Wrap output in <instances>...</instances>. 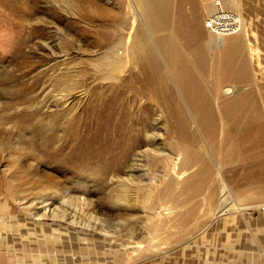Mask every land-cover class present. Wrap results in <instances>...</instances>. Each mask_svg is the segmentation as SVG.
Here are the masks:
<instances>
[{
	"label": "rangeland",
	"instance_id": "374dc122",
	"mask_svg": "<svg viewBox=\"0 0 264 264\" xmlns=\"http://www.w3.org/2000/svg\"><path fill=\"white\" fill-rule=\"evenodd\" d=\"M149 2L162 9V19H157L159 24L154 27L156 33L146 22L141 2L136 0H100L103 7L120 19L106 18L104 22L95 12L96 19L87 24L77 21L76 25L86 26L89 30L101 27L108 34L112 33L111 42L122 36L124 48L118 51L124 54L123 61L127 65L126 46L137 32L141 38L154 42L157 64L173 80L180 75L175 73V67L165 56L167 51L163 46L166 47L168 41L176 47L174 53L183 57L178 60L177 68L186 69L184 64L187 62L189 73L194 74L193 80L204 86L215 83L211 79L219 78L224 53L233 56L235 66H242L243 62L244 68L251 72L264 69V0H220V4L216 0ZM21 5L30 8L33 14L21 16L18 11ZM235 9L239 12L235 25L238 27L224 36L222 42L233 38V42L239 40L238 46L225 52L217 45L209 47L207 17L220 14L221 10L235 12ZM52 11L58 16L54 17ZM71 13L70 8L55 0H0V80L4 74H10L25 78L28 85L39 83L34 91L39 95L38 99L27 110L32 114L34 125L45 127L37 136L26 135L21 139L23 141L14 137L11 147H7L11 140L0 138V264H264V183L252 179L230 183L229 178L234 173L231 171L224 174L228 181L221 180L214 166L212 180L203 190L196 192L186 187L185 184L194 179L198 164L183 167L185 152L175 146V138L165 139L164 125L157 121L163 113L162 108L148 90L140 93L138 104L141 100L148 101V106L154 102V119L149 122L155 123L156 137L150 131L151 127L147 128L148 137H142L140 147L116 174L110 175L108 182L79 184L68 179L72 173L67 172L68 167L56 172V163L45 160L49 139L60 137L80 114L83 115L93 97L92 89L106 83L96 71L94 62H101L106 51L111 55L116 51L95 45L86 47L80 42L72 27ZM233 18L227 15L231 23ZM161 23L162 27L159 26ZM34 27L40 34L31 33ZM161 41L167 42L162 44ZM211 51L216 55L212 56ZM79 59L88 62V65H79L88 75L85 87H77L62 98L63 92L52 85L55 82L48 81L40 72L47 67L51 70L54 65L58 70H51L49 74H56L63 68L73 69L76 67L73 63ZM27 71L25 77L20 75ZM37 71L41 76L39 79L35 77ZM16 83L9 84L11 92L19 90L20 84ZM169 84L180 97L177 90L182 84L174 81ZM4 101L0 97V119L4 116L7 119L11 112L2 109ZM134 114L137 115V111ZM195 126L193 122L192 129ZM94 127L96 129L97 125ZM195 133L200 137L199 131ZM30 152L36 157L32 158ZM20 154L27 155V162L39 165L40 177L48 178L39 179L41 186L47 188L29 196L31 205L26 209L7 199L4 186L5 181L12 180L9 161ZM202 156L200 160L210 161L212 154L206 152ZM49 179H53L54 184ZM123 181L139 189L134 205L125 208L122 205L125 202H118L116 206L106 204L113 193L122 191ZM211 182L214 183L210 185ZM38 188L34 190H40ZM81 196L91 203L89 207L84 206V210L76 205ZM47 203H51L50 210L57 211L58 216L49 215L51 213L43 206Z\"/></svg>",
	"mask_w": 264,
	"mask_h": 264
},
{
	"label": "bare ground",
	"instance_id": "6f19581e",
	"mask_svg": "<svg viewBox=\"0 0 264 264\" xmlns=\"http://www.w3.org/2000/svg\"><path fill=\"white\" fill-rule=\"evenodd\" d=\"M55 1L59 4L62 2V5L68 9L70 8L71 15H73L72 27L78 38L80 37V42H83L86 47H94L95 45L99 48H107L106 50L108 48L116 50L113 55L106 51L101 62L97 60L94 62L96 71L100 72L106 83L102 87L98 86L92 89L93 97L87 103L85 113L80 114L74 123L67 125L68 127L65 131L63 129L64 132L60 137L50 138L46 144L49 151L45 160L56 163L55 168L58 170L56 172L68 167L67 172H72L68 179L75 180L79 184L108 182L110 175L116 174L128 161L130 155L134 154L140 147L142 137L149 132L146 129L151 127L150 131L152 130L153 133L156 129L155 123L149 122L154 119H152L154 102L151 106H148V101L143 100L138 104L140 93L144 94L148 90L152 99L162 108L163 113L157 118V121L162 122L164 125L165 139L175 138V146L185 152L183 167L191 168L193 165L198 164L194 179L192 178L191 182H187L186 187L196 192L203 190L212 180L214 166L221 180H224V178L227 180V175L224 177V174L231 171V173H234L229 178L230 183L240 179L246 181L252 179L264 183V69L251 72L244 68L242 61L243 68L240 69L239 67L242 66H235L233 63L234 58L230 55V52V56L224 53V66L219 72V78L215 81L211 79L215 83L204 86L203 83L193 80L194 74L189 73L187 62L184 64L186 69L177 68L178 60L183 59V57L174 53L176 47L173 48L170 41H161L162 44L167 42L165 43L166 47L162 45L167 51L165 56H167L170 65L175 67V73L180 75L177 80H173L167 75L166 70L159 68L155 56L154 42L151 43L141 38L137 32L130 44L126 46V54L129 58L127 62L129 65H127L123 61L122 55L124 54L121 55V52L118 51L124 48L122 36L116 37L113 41L117 39L118 41L112 43L113 41H110L112 33L108 34L101 27L89 30L90 28L86 26L76 25L77 21L87 24L88 21L96 19L98 15V19L104 20V22L106 18H113L114 21L120 19V16L112 14L111 10L103 7L100 0ZM136 2H141L146 22L154 31V27L159 24L157 19H162L160 17L162 9L159 5L158 7L155 6L154 2L150 4L149 0H136ZM216 3L220 4V0H216ZM24 8L21 5V10L18 9L21 16L27 17L33 14L30 8ZM221 11V14L208 16L205 25L210 34L208 46L217 45L216 47L221 49L220 51L225 52L229 49L234 50L239 44V40L233 42V38L227 42H222L224 36L237 29L238 26L235 25L239 12L237 13L236 9L235 12L230 11L231 13ZM52 15L54 17L58 16L56 12ZM227 15L234 16L232 23L227 20ZM24 19L26 21V18ZM166 20L168 21V19ZM164 24L166 23L164 22ZM161 25L162 23L159 26ZM37 30L34 27L31 29V33L36 34L38 33ZM154 32L156 33V31ZM38 34H40V31ZM23 42H25V39L21 41L22 44ZM198 45L200 44L198 43ZM210 53L212 55L213 52ZM83 63L88 65L87 61L79 59L75 64L73 63V67L76 66L73 69L63 68L59 69L56 74H49L48 72L58 68L54 65L51 70L47 67L40 73L48 81L55 82L52 85L56 89L59 88L63 92L61 97L65 98L75 88L85 87L88 75L85 69L79 66ZM27 73L28 71L22 72L20 75L25 77ZM40 73H36L35 77L39 79L41 77L39 76ZM24 79L4 74L0 80V97L5 99L2 103V109L11 111L7 115V119L5 116L0 119V138L11 140L7 147H11L14 137L21 140L26 135L37 136L45 129V127L36 123L33 124L32 114L27 110L38 99L39 95L34 94V91L39 83L37 86L28 85L24 82ZM70 79L74 81L72 84L68 82ZM12 81H17L20 84L18 91L11 92L9 84ZM173 81L182 84V88L179 87L177 90L180 97L177 96L173 86L169 84ZM185 82L190 83L185 85ZM7 85L9 86L5 87ZM17 105L22 107L19 106L20 108H18ZM135 111H137V115L134 114ZM145 120L150 124H146ZM193 122L196 124L195 129L197 130L192 129ZM95 125H97L96 129ZM195 131L200 132V137ZM154 136L156 137L155 133ZM3 141L4 139H2V144ZM206 152L212 154L211 160H200V156ZM29 155L32 158L36 157L31 152ZM26 158V154H20L9 161L8 165L12 168L10 173L12 180L4 183L7 199L19 203L22 209H26L31 205L28 200L29 196L47 188L41 186L40 180L48 179L45 176H41L45 177L41 178L39 165L27 162ZM217 180L219 181V179ZM48 181L52 182L53 179ZM124 182H121L122 191L113 193L112 198L108 199L106 204L116 206L119 204L118 202H125L122 204L125 208L134 205L133 203L139 197V189L137 190V187L133 186L132 183L127 184L125 182L127 185H124ZM212 183L214 182H211L210 185ZM35 187H39L40 190H34ZM165 192L164 189L163 195ZM87 194L89 193L87 192ZM74 202L75 200L73 205ZM50 205L51 203H47L43 206L51 213L49 215L52 217L58 216L57 211L50 210ZM76 205L84 210V206L85 208L89 207L91 203L86 201L84 196H81L77 198Z\"/></svg>",
	"mask_w": 264,
	"mask_h": 264
},
{
	"label": "built area",
	"instance_id": "2783aa9c",
	"mask_svg": "<svg viewBox=\"0 0 264 264\" xmlns=\"http://www.w3.org/2000/svg\"><path fill=\"white\" fill-rule=\"evenodd\" d=\"M221 14V12H219Z\"/></svg>",
	"mask_w": 264,
	"mask_h": 264
}]
</instances>
